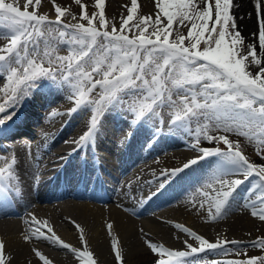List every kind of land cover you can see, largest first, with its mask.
<instances>
[{
	"label": "snow or ice",
	"instance_id": "1",
	"mask_svg": "<svg viewBox=\"0 0 264 264\" xmlns=\"http://www.w3.org/2000/svg\"><path fill=\"white\" fill-rule=\"evenodd\" d=\"M74 2L80 5V19L87 21V27L83 23H62L67 9L60 5L54 4L56 20L50 21L48 16L38 15L36 10H27L33 3L39 6L41 0H25L24 10L18 0L16 3L0 0V23L8 28L0 38L9 41L6 47L0 48V53H4L0 54V73L5 74L0 78L6 81V88H0V91L7 96L0 103V113L11 104L13 111L7 119H12L15 107L30 99L33 90L40 87L39 81L46 79L52 86L69 92V99H74L76 106L70 111L94 105L89 131L78 141L92 139L94 143V130L101 113L123 110L130 118V127H135L151 121L159 115V110L167 107L174 111L170 128L184 132L196 125L192 148L202 155L191 159L184 168L207 157L222 158L204 180V185L215 193V196L203 193L211 202L210 214L211 208L215 209L216 217L227 214L230 202L235 201L236 190L248 177L255 174L264 182V165L258 167L250 162L239 150L238 143L229 138V134L237 133L255 139L257 154L264 158V62L254 46L243 50L241 33L235 31L234 17L229 14L231 0H159V13L154 21L151 17H137L129 26L132 13L137 10V0H132L130 14L122 19L120 30L113 26L111 32L107 30L104 15L105 0H96L95 4L99 9V28L94 25L97 13L89 15L81 0ZM160 13L166 17V24ZM177 20L178 27L185 26V21L191 27L187 36L177 32L178 39L170 40ZM54 32L58 35H53ZM129 32L135 34L130 37ZM258 38L259 47L264 51V20L259 23ZM185 40H188L187 44ZM61 45L67 46L64 49L67 55L59 54ZM252 66L258 69L255 74L251 71ZM3 123L4 118L0 117V124ZM160 123H163L162 119ZM213 131L223 134H210ZM201 133L207 142H222L227 150L199 147ZM11 167L0 169V180L4 179L6 171L11 175ZM176 171L171 175L175 176ZM237 173L244 179H230ZM165 183L161 182V189ZM6 191L9 190L0 184V201H6ZM257 199L259 205H264V192L259 193ZM252 215L264 221V209L253 211ZM108 227L111 229L112 226ZM181 230L197 241L199 247L185 241L187 251H171L146 240L147 248L159 257L155 264H173L171 258H177V264H201L196 254L205 249L223 252L225 245L239 243L235 240L213 243L187 228ZM48 231L52 232V229ZM40 235L43 236V232ZM47 238L69 249L81 264H95L87 250L78 251L59 241L55 234ZM29 239L31 237H25V240ZM252 246L264 250V238L254 241ZM4 248L0 241V264H5ZM112 248H117L115 240ZM236 254L240 255L239 251ZM36 255L43 264H50L41 253L36 252ZM115 255L117 261H122L120 251ZM210 264L219 262L211 261ZM227 264H264V257L229 260Z\"/></svg>",
	"mask_w": 264,
	"mask_h": 264
},
{
	"label": "bare ground",
	"instance_id": "2",
	"mask_svg": "<svg viewBox=\"0 0 264 264\" xmlns=\"http://www.w3.org/2000/svg\"><path fill=\"white\" fill-rule=\"evenodd\" d=\"M16 2L17 0H6V3ZM24 2L25 0H18L21 10H24ZM158 2L159 0H137V10L132 13L133 20L129 21V26L137 17H151L154 21L159 13ZM237 3L239 13L242 14L252 8L254 0H237ZM54 4L67 9L65 17L61 18L62 22L71 25L87 23L75 16L76 9H80V5L74 0H41L39 6L33 3L27 10L29 12L36 10L38 15H46L50 21H55ZM81 4L86 6L89 15L97 13L94 25L99 28V9L95 7L96 0H81ZM131 4L132 0H105L104 15L109 32L113 26L120 30L122 19L130 14ZM160 15L163 23L166 24V17H163L162 13ZM73 16L76 18L73 19ZM253 20L255 21V17ZM238 24L243 37L253 40L250 33L252 20L244 17L238 20ZM148 31L151 32L152 29L149 28ZM177 31L181 34V31ZM0 34L5 33L0 32ZM127 34L132 37L135 33ZM53 35L58 33L54 32ZM175 39L176 37H173L171 40ZM8 43L7 39L0 38V48L6 47ZM60 47L59 54L64 55L65 51L62 48L65 45ZM0 75L3 77L5 74L0 73ZM0 88H6L5 79L0 81ZM56 90L61 89L55 86L49 87L44 92L40 88L34 89L30 99L15 107L19 108L16 111L17 115L22 111L19 121L16 114L12 119H7L8 114L13 111L11 104L8 106L11 110L0 116L4 118V123L0 124V157L7 158L12 164L13 160L15 161L14 168L10 169L11 175L6 171L8 175L4 178L9 182L12 179L18 182L19 188L26 195V199L22 198V193L19 191L15 194L7 191L5 195L6 199L10 198L16 205L15 209L6 206L0 213V241L5 245L3 251L5 264H43L36 252L41 253L50 264H81L69 249L51 242L47 238L51 236H45L47 234L43 233L44 235L41 236L42 231L36 228L47 232L51 228L52 232L49 233L55 234L59 241L78 251L90 252L95 264L99 262L100 264H154L159 257L147 248L146 240L171 251H179L175 248L177 246H180V251H187L185 241L199 245L183 232L182 228H187L213 243L235 240L239 242L238 244H253L259 238H264V223L257 217L251 221L245 216L246 211L252 213L264 209V205L258 204V196H254L264 192L263 187H251L243 200L241 206L243 211H235L232 213L234 218L226 220L224 218L226 214L216 217L214 208H211L210 214L211 202L203 195L207 192L209 196H215L212 189L204 185V180H201L203 176L208 177L215 169L189 174L191 176L183 180L182 187L171 180L173 178L171 173L176 169L173 166L178 165L177 167L182 168L191 159L200 156L184 144L181 146L183 132L170 128L171 119L162 118L161 124V119L155 123L153 118L146 123L130 127L127 113L120 114L118 110L107 111L101 120L100 126L102 128L106 126L101 136L104 131L109 132V136L117 131L116 137L120 139L117 152L114 153V149L104 141L99 144L98 136H94V143L90 139L92 149L88 151L87 144L78 142L83 133L89 130H85L86 115L80 121L72 120L69 125L62 128L68 120V114H63L66 109L57 106L53 109L49 107L40 110L47 100L62 98V94ZM5 99H7L5 92L0 91V103ZM64 103L59 106L67 108L66 102ZM116 128H122L121 131L125 132H118ZM131 130L135 132L132 133ZM127 136H132V140L141 144H128L125 141ZM67 137L70 139L64 143ZM8 139L11 143L5 142ZM4 142L12 144L11 148L5 147ZM171 144L179 146L178 148L172 146L165 151L159 150ZM104 150L110 154V158L102 154ZM51 153L53 157L50 164L53 167L43 169L39 166L40 160ZM49 158L51 155L48 156V160ZM202 162L203 160H198L197 165L189 168L202 165ZM51 170L53 174L50 173ZM37 175H43V178H40L41 182L39 181L34 190L30 180L33 177L35 179ZM62 179L64 186L77 188L79 191L61 194L65 192L59 186ZM162 181L166 182L163 189L160 188ZM116 190L117 198L113 197ZM184 190L186 193H183ZM234 195L236 196L237 193ZM49 196L67 201L59 205L55 203L57 206L55 209L54 206H47L50 200L43 199ZM27 205L30 208L24 210ZM234 206L235 204L231 203L229 210ZM66 215L76 216L79 221L81 220L80 225L76 226L68 221ZM91 219L97 222L93 225ZM109 225L112 226L111 229ZM80 227L82 230L78 229ZM26 236L31 239L25 240ZM113 240L117 242L115 250L112 248ZM116 251L122 253V261L116 260Z\"/></svg>",
	"mask_w": 264,
	"mask_h": 264
},
{
	"label": "rangeland",
	"instance_id": "3",
	"mask_svg": "<svg viewBox=\"0 0 264 264\" xmlns=\"http://www.w3.org/2000/svg\"><path fill=\"white\" fill-rule=\"evenodd\" d=\"M213 2H214V0H213ZM257 5H259V8L257 7ZM201 7H203V5H201ZM253 12H255V14ZM80 13H81V10L77 8L75 16L77 18H79L80 17L79 16ZM229 14L234 17L235 24H236L235 31H239L241 33V36H242V39H243V50L246 51L248 48L254 46L255 49H256V52L258 54V57L261 59L262 62H264V51H262L260 49V47H259V38H258L259 37V23H260L261 20H264V0H254V5L252 6V8L247 9V11H245V13H242V14L239 13V4L237 3V0H231V4H230V7H229ZM252 14L254 16H252ZM244 17L247 18V19H251L252 22H253V26L250 29L251 30L250 31L251 37L253 38V40L251 38H246V37L244 38L243 35H242V32L240 30V27H238L239 26L238 20L240 21ZM254 17H255V21L253 20ZM165 22L167 23V19L165 20ZM62 23H64V22H62ZM184 23H185V26H180V27H178L179 20H177L173 24V29L171 30L172 31V35L169 37L170 40L173 37H176V39H178V36H177V32L178 31L177 30L181 31L182 35L187 36V32L190 29L191 25H190V23L188 21H185ZM83 24L86 27L88 26L87 23H85V22ZM7 31H8L7 25L3 24V23H0V32L7 33ZM187 43H188V40H185V44H187ZM66 47L67 46L65 45V47L62 48L63 51H65L64 55L68 54L67 51L64 50ZM201 47H203V44H201ZM251 71L253 72V74H255L258 71V69L255 66H252L251 67ZM0 80H1V78H0ZM42 82L45 83V84H50V82L48 80H46V79H43ZM49 87H44V89L42 91L43 92L46 91ZM98 90L99 89H97V91ZM56 92L62 94L61 95L62 98L55 97V99H53L51 101L47 100V102L45 103V106L42 107L40 110L43 111V109L49 108V107L51 109H53L54 107L58 106L61 109H66V112L69 114V119L70 120H74L75 121V119H76V121H80L86 115V116H88L87 118H85L87 120V124L90 122L89 115H90V112H91L90 108L92 107V105H89L87 108H84V107L77 108L76 111H70L71 109L74 108L75 103H74V99H72V100L69 99V92L68 91L65 92V90L64 91L56 90ZM92 95L95 96V93H93ZM174 99H175V97H174ZM64 102H66L67 108H66V106L65 107L64 106H59V105L65 104ZM118 111H119L120 114H122V113L126 114V112L123 111V110H118ZM162 118H164V119H168V118L172 119V118H174V111L169 109V108H167V107H165L162 110H159V115L154 117L155 123H156L157 120H160ZM103 125H105V124L103 123ZM105 128H106V126H104V128L101 129V131L99 132V135H98V137L100 139L99 140V142H100L99 144H102L103 141L106 142L107 145H110L114 149V153H116L117 152V146L119 145V141H120V139L118 137H116V132L117 131L115 132L114 135H111V136H109V132L104 131L103 135L101 136V133H102V131ZM127 128L128 127H126V129ZM154 128H155V126H154ZM117 129L118 128H116L115 130H117ZM121 129L122 128H119L118 132H123L124 133L125 131L124 130L121 131ZM127 130H129V129H127ZM131 132L134 133L135 130H131ZM210 134L218 135V134H223V133H219V132L213 131V132H210ZM101 137H103V138L101 139ZM181 137L183 139L182 140L183 143L181 144V146H183V144H184V146L189 147V149L193 153L195 152L196 154H200L198 150H195V149H193L191 147L192 143H194L195 140H196V125H192V127L190 129H185ZM229 138L234 143H238L239 150L242 152L243 155L246 156V158L250 162L254 163L258 167L264 165V158H262L260 155L257 154L258 147H257V143H256L255 139H251L250 140L249 138H247L245 136H241V135H239L237 133L229 134ZM130 139H132V136H127L126 139H125V141L128 144H130V145L132 143H140V142H137L135 140L132 141ZM172 146H176L178 148L179 145L171 144V145H168V146H165V147H161L159 150L165 151V150L171 148ZM199 147L220 148L221 151H226L227 150L226 146L222 142H220V143H209L206 140H204L202 138V133H201V142H200ZM102 154H105L106 156H108L110 158V154L108 152H106L105 150L102 151ZM221 160H222V158H220V157L212 156V158H209L206 161H204L202 163V165L197 166V167H200V168H197V167L193 168L196 171H194L192 168H184V167L179 168V167H177L178 165L177 166H173V167H176L175 170H178V171L176 172V175L173 176L172 179L176 180L175 181L176 184L182 187V184L184 183V181L189 176H191L189 174L199 173V172L201 173L202 171L207 172V169L211 170L213 167L216 168ZM240 177H242L244 179V177L242 175L237 173L234 176L230 177V179H235V178H240ZM253 184H254V187H256V186L257 187H262L261 185L264 184V182H261L259 180V177L257 175H255V174L250 176V177H248L246 180H244V183L241 185V187L239 188V191H238V194L240 195V199H238V203L236 204V206H238L239 204L243 205V203H244L243 200L245 198V195L250 190V188L253 186ZM140 192L142 193L141 189H140ZM239 195H238V198H239ZM258 195L259 194L254 195V196H258ZM113 197L117 198V190L113 194ZM29 208L30 207L27 205L24 210H28ZM245 216H246V218H248V220H251V221H252V219L255 220V218H256L253 215L251 216L249 211H248V213L246 211ZM96 222H97V220H93L92 224L94 225ZM261 222L264 223L263 221H261ZM97 226H99V225H97ZM34 228H36V227H34ZM36 229L42 231L44 234H47L45 236H52L49 232H47L45 230H41L39 228H36ZM78 229L82 230L81 227L78 228ZM193 246L199 247V245H193ZM175 248H176V250H179V251L181 249L180 246H177ZM225 249L226 250L223 251V252H221L220 250H207V249H205L204 252L198 253L196 255L201 259V264H210L211 261H218L219 264H227V262L229 260L246 259V258H249V257H264V250H261L258 247H253L251 243H240V244H236V245H232L230 243V244L225 245ZM237 251H239L240 255L236 254ZM244 253H246V255H244ZM164 259L168 260L169 258L168 257H164ZM171 259L173 261V264H177V258H171ZM188 259H192V258L189 257ZM155 262H154V264H155ZM98 264H100V262Z\"/></svg>",
	"mask_w": 264,
	"mask_h": 264
}]
</instances>
